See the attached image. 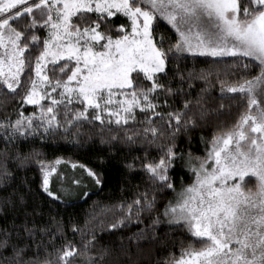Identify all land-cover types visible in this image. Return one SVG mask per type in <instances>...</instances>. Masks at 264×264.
Returning a JSON list of instances; mask_svg holds the SVG:
<instances>
[{"label": "snow or ice", "instance_id": "obj_1", "mask_svg": "<svg viewBox=\"0 0 264 264\" xmlns=\"http://www.w3.org/2000/svg\"><path fill=\"white\" fill-rule=\"evenodd\" d=\"M117 16L122 23H114ZM200 57L211 65L181 68ZM213 79L220 103L210 107ZM195 82L208 87L193 99ZM0 95L20 105L15 119L0 120V190L12 189L0 197V264H74L76 257L105 264L109 256L111 264H124L132 243H155L162 226L183 228L200 244L181 246L163 264H264V0H0ZM25 105L36 111L25 113ZM233 106L240 110L235 120H220ZM213 117L211 137L199 136L204 155H195L192 139ZM84 124L98 125L101 142L112 147H146L126 165L142 174L143 189L136 185L132 199L99 211L94 206L83 227L71 223L78 245L67 238L63 218L38 224L42 206L29 211L30 187L14 182L16 171L36 163L41 192L70 206L65 197L86 185L73 180L52 190L50 177L63 158L46 161L35 146L27 152L21 146L58 135L78 146ZM79 167L96 185L104 183L102 172ZM178 168L191 173L179 187ZM109 213L110 220L99 219L102 231L137 227L128 244L119 238L114 253L96 251L97 233L89 229Z\"/></svg>", "mask_w": 264, "mask_h": 264}, {"label": "trees", "instance_id": "obj_2", "mask_svg": "<svg viewBox=\"0 0 264 264\" xmlns=\"http://www.w3.org/2000/svg\"><path fill=\"white\" fill-rule=\"evenodd\" d=\"M123 22V18L117 16L114 18V23L119 24ZM160 31H165L164 27L161 26ZM168 35H172L171 32ZM175 37L173 36V40ZM212 61L210 58L200 57L198 61L189 60L187 63L181 64V68H192L195 66L197 70L201 67H209ZM231 63V61H227ZM222 67V65H221ZM256 69L251 72V75H255ZM231 79V77L229 78ZM147 83V82H144ZM208 87L203 82H195V89L192 92V98L195 99L196 93L199 92L201 88ZM219 84L215 79L212 80L210 86V92L206 96L207 103L210 107H215L220 103V97L218 95ZM10 100V102H8ZM169 103L176 107L180 104L177 103L175 99H169ZM225 104L229 101L225 100ZM20 109V105L15 98L4 97L0 95V120L5 117L16 118V111ZM25 113H31L36 111L33 106L25 105ZM163 111H169L171 109H162ZM239 109L235 106L232 107L231 115H224L219 117L220 120H227L228 122H233L235 118L239 115ZM142 119V117H140ZM217 123V118L213 117L206 127L202 131H198L191 142V149L195 155H204V145L200 143L199 136L204 135L210 138L212 132L215 130V125ZM98 125L96 127H90L88 124L82 126V132L84 135L77 137L79 140L78 146H73L61 136H57L55 141L49 140L45 144H41L40 141H29L28 144L22 145V151H29L31 147L35 146L37 149L44 153L41 157L46 161H54L56 157H62L63 161L60 169L54 175L53 189L56 190L60 188V185L64 187H69L71 181L80 180L86 187L73 188L72 190L76 193L73 196L65 197L72 201L70 206L64 204H58L50 202L49 198L43 194L40 190L41 183V172L36 163H31L25 168L16 171V181L15 184L19 185L22 181L27 182V186L31 189V194L25 197V202L29 206V211H31V206L34 204H40L42 207L40 211L43 212L42 216L37 217L38 224L50 223L49 218L55 217L57 220L63 218V223L65 225V233L69 240H73L78 245L81 241L80 234L73 236L70 229L71 223H77L81 227L84 226L86 219H90V214L95 211H99V208L105 205L115 204L121 199H132L134 193L137 191L136 185H140L141 190L143 189V176L139 171L130 172L126 167L127 163L133 160L135 157L144 156L145 145L137 142L134 145L117 144L112 147L109 143H102L101 136L98 134ZM115 131V129H114ZM112 133L107 130L103 133V138L108 140ZM183 146L185 141H178ZM3 147V144H0ZM150 156H157L158 153L152 149H149ZM102 158V159H101ZM75 162L86 165L98 172L104 174V183L100 186L96 185L94 180L88 176L85 169L78 166L76 172H70V163ZM65 170V172L63 171ZM177 177L176 184L179 187L181 183V177L184 183H189L191 181V173L186 170L177 169L176 173H173ZM255 184L254 178L248 180V186ZM27 189H25L26 191ZM12 189L0 190V197L8 195ZM89 191L91 194L87 198L83 197V192ZM172 194L168 193L170 197ZM162 206V205H161ZM71 218V219H69ZM110 220L112 214L109 213L107 217H100L96 221L89 224V229L94 228L97 233V246L96 251L102 246L108 247L110 252L117 251V244L120 237H124L125 244L129 241L127 237L132 233L137 231L135 225H129L127 228L123 229L121 232L116 233H106L102 231L99 219ZM11 220V216L7 217ZM4 222V218H0V224ZM17 223H20L17 220ZM145 223H148L145 220ZM143 227V224L140 225ZM156 232L160 235L161 239L155 243L149 241H140L139 246L132 243L130 248L131 261L127 258L124 259V264H163V262L169 257V253L179 254L181 246L187 247L190 243L194 247H200V244L196 242L185 229L183 228H167L158 227ZM150 235V234H149ZM63 240H56V245L59 247L63 244ZM43 255V253H42ZM112 257L109 256L105 264H111ZM74 264H84V260L81 257H76Z\"/></svg>", "mask_w": 264, "mask_h": 264}, {"label": "rangeland", "instance_id": "obj_3", "mask_svg": "<svg viewBox=\"0 0 264 264\" xmlns=\"http://www.w3.org/2000/svg\"><path fill=\"white\" fill-rule=\"evenodd\" d=\"M73 163H75V162H72V163H70V167H71V171L70 172H76V170H78V166L77 167H75V168H73L72 167V164ZM77 165H79L78 163H76ZM61 165H62V163L60 164V165H57V171L60 169V167H61ZM64 172H65V170H63ZM57 172H55V173H53L52 174V176L50 177V188L52 189V190H54L53 189V184H54V182H53V180H54V175L56 174ZM254 185V184H253ZM253 185H250V186H253ZM62 185H60V187H61ZM64 187V186H63ZM65 188H67V187H65ZM76 193L72 190V194H71V196H73V195H75Z\"/></svg>", "mask_w": 264, "mask_h": 264}]
</instances>
